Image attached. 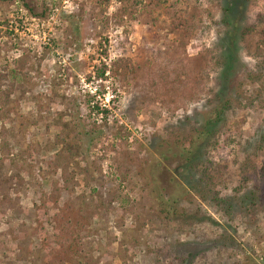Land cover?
Wrapping results in <instances>:
<instances>
[{
    "label": "rangeland",
    "instance_id": "obj_1",
    "mask_svg": "<svg viewBox=\"0 0 264 264\" xmlns=\"http://www.w3.org/2000/svg\"><path fill=\"white\" fill-rule=\"evenodd\" d=\"M137 1L0 0V264H264V0Z\"/></svg>",
    "mask_w": 264,
    "mask_h": 264
},
{
    "label": "trees",
    "instance_id": "obj_2",
    "mask_svg": "<svg viewBox=\"0 0 264 264\" xmlns=\"http://www.w3.org/2000/svg\"><path fill=\"white\" fill-rule=\"evenodd\" d=\"M9 1H12V0H9ZM138 4H139V1L134 0L133 5L131 6L137 7ZM26 7L35 16L41 17V18L45 17L46 10H43L40 13H35L34 10L28 5H26ZM107 70H108V67H104L105 73ZM108 71H110L112 75L117 74V75L125 76L130 71L131 72L133 71V67L129 59L119 58L118 60L115 61V63L111 65V67H109ZM229 107H230V104L226 103L225 106L217 109L214 112V114H212L213 119H210L207 122L206 128H204L203 132L200 133V136L202 134L203 135L207 134L206 132L208 131V128L215 126L216 121L217 122L221 121ZM103 112L107 113V111H103ZM202 141L203 140L201 139V137L196 136L194 138L192 137L191 139H189L187 144L185 143H180V144H181V148L190 158L188 162L189 163L191 162V169H194V170L198 169L199 171V167L201 168L200 173L202 175H201V178H199V181L205 184L207 188L206 190H209L210 192H212V190H214L217 187V185L226 187L222 179L225 176L224 174H225V171L227 170V167L221 164H215L213 161H209V162L203 161V156L207 154V151L205 150L208 149V146L212 148L213 150H218L217 148L219 147V143H218V140H214L210 142V144L203 145ZM224 149L225 148H223L222 150ZM205 163H207L208 165H206ZM241 186H239V188H241ZM57 191L59 192L60 189L56 190V193H54V195L58 196ZM215 195H218V193H216ZM215 195H214L213 200L222 204V201H219L220 199ZM202 198H205V197L202 196ZM255 199L256 198H254V200ZM50 200L53 204L55 203V197L52 196ZM253 203H254V206H258L256 202H253ZM66 207L68 208L67 205H65L64 208L63 207L59 208L58 213H55L54 218H53V223L55 225L54 227L55 244H57V246L60 247V252L58 255H59V258H62V259L67 253L65 252L66 253L65 255L64 253H61V247L68 245V247L73 249L76 245L79 244L80 242L79 236H75L73 233L75 232L77 227L83 226V219H84V217H82L81 219L79 217H76L73 213H69V212L67 213ZM227 208H231V207L227 206ZM73 216L76 217V220L73 219ZM194 216H199V214L196 213V215L189 216V219L195 220ZM72 252L75 253L74 251ZM65 260H66V257H65Z\"/></svg>",
    "mask_w": 264,
    "mask_h": 264
}]
</instances>
